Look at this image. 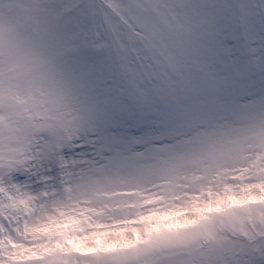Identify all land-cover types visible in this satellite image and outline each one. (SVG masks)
I'll list each match as a JSON object with an SVG mask.
<instances>
[{
  "label": "snow or ice",
  "instance_id": "snow-or-ice-1",
  "mask_svg": "<svg viewBox=\"0 0 264 264\" xmlns=\"http://www.w3.org/2000/svg\"><path fill=\"white\" fill-rule=\"evenodd\" d=\"M0 264H264V0H0Z\"/></svg>",
  "mask_w": 264,
  "mask_h": 264
}]
</instances>
